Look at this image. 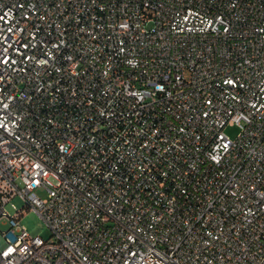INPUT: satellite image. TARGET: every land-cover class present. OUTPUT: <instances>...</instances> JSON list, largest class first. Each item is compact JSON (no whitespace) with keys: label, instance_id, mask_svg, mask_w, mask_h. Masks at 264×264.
Masks as SVG:
<instances>
[{"label":"built area","instance_id":"obj_1","mask_svg":"<svg viewBox=\"0 0 264 264\" xmlns=\"http://www.w3.org/2000/svg\"><path fill=\"white\" fill-rule=\"evenodd\" d=\"M0 234V264H264V0H0Z\"/></svg>","mask_w":264,"mask_h":264},{"label":"rangeland","instance_id":"obj_2","mask_svg":"<svg viewBox=\"0 0 264 264\" xmlns=\"http://www.w3.org/2000/svg\"><path fill=\"white\" fill-rule=\"evenodd\" d=\"M240 134V131L238 128H230L227 130V135L231 137V139L236 140ZM45 197V195H42ZM17 209H22L24 208L25 204L23 200L20 198H16L12 202ZM8 210L10 211L11 214H14V210L12 209L11 206L8 207ZM22 224L29 230L30 233H33L37 229L41 231L40 237H42L45 241L51 240L52 233L51 230L49 229L48 225L46 222L34 211L28 212L26 216L22 220ZM8 227L2 226L1 230L3 232L7 231ZM5 241L3 238V235L0 234V248L4 245Z\"/></svg>","mask_w":264,"mask_h":264}]
</instances>
